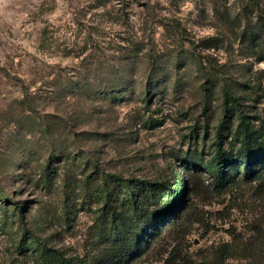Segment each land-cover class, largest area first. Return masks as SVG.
Masks as SVG:
<instances>
[{
    "label": "rangeland",
    "instance_id": "374dc122",
    "mask_svg": "<svg viewBox=\"0 0 264 264\" xmlns=\"http://www.w3.org/2000/svg\"><path fill=\"white\" fill-rule=\"evenodd\" d=\"M224 88L264 114V0H0V264L34 262L20 209L81 254L105 186L121 199L122 180L171 184L179 151L210 158L236 126ZM188 196L192 258L228 244L264 264L257 184Z\"/></svg>",
    "mask_w": 264,
    "mask_h": 264
},
{
    "label": "trees",
    "instance_id": "16d2710c",
    "mask_svg": "<svg viewBox=\"0 0 264 264\" xmlns=\"http://www.w3.org/2000/svg\"><path fill=\"white\" fill-rule=\"evenodd\" d=\"M221 97L223 119L235 118L236 126L230 134L217 133L213 155L205 159L196 150L179 151L172 166L178 176L172 177L171 184L162 180L129 184L122 180L125 193L121 199L113 200L105 186L102 205L93 212L85 232L81 254L49 246L32 235L22 224L19 208L23 234L35 247L33 264H143L150 259L157 264H235L228 244L192 258L190 242L186 241L194 221L204 224L189 192L209 188L222 195L257 184L264 193V114H251V107L244 103L247 94L224 88Z\"/></svg>",
    "mask_w": 264,
    "mask_h": 264
}]
</instances>
